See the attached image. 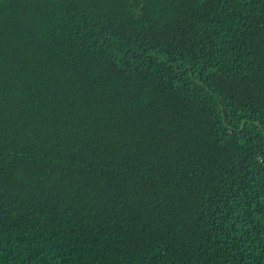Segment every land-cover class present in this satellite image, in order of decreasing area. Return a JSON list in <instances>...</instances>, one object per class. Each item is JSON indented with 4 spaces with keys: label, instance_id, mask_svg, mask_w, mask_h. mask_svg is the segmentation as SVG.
I'll list each match as a JSON object with an SVG mask.
<instances>
[{
    "label": "trees",
    "instance_id": "16d2710c",
    "mask_svg": "<svg viewBox=\"0 0 264 264\" xmlns=\"http://www.w3.org/2000/svg\"><path fill=\"white\" fill-rule=\"evenodd\" d=\"M0 264H264V0H0Z\"/></svg>",
    "mask_w": 264,
    "mask_h": 264
}]
</instances>
